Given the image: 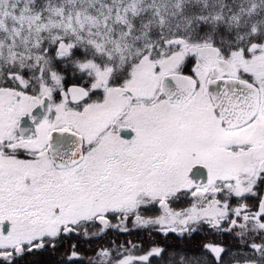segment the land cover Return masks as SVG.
<instances>
[{
	"label": "snow or ice",
	"instance_id": "snow-or-ice-1",
	"mask_svg": "<svg viewBox=\"0 0 264 264\" xmlns=\"http://www.w3.org/2000/svg\"><path fill=\"white\" fill-rule=\"evenodd\" d=\"M0 264H264V0H0Z\"/></svg>",
	"mask_w": 264,
	"mask_h": 264
}]
</instances>
